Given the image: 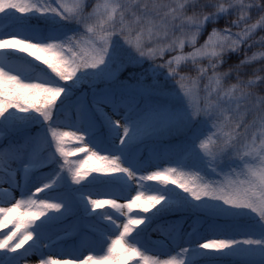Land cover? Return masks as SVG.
I'll return each mask as SVG.
<instances>
[{"label": "snow or ice", "instance_id": "6c2138e0", "mask_svg": "<svg viewBox=\"0 0 264 264\" xmlns=\"http://www.w3.org/2000/svg\"><path fill=\"white\" fill-rule=\"evenodd\" d=\"M31 257L264 264V0H0V264Z\"/></svg>", "mask_w": 264, "mask_h": 264}, {"label": "trees", "instance_id": "16d2710c", "mask_svg": "<svg viewBox=\"0 0 264 264\" xmlns=\"http://www.w3.org/2000/svg\"><path fill=\"white\" fill-rule=\"evenodd\" d=\"M221 27L223 26V24L221 23V25H220ZM251 53H249V55H250ZM18 55H20V54H18ZM243 54H241V56H242ZM27 58V57H26ZM27 59H31V58H27ZM236 62H238V61H236ZM33 63H38V62H36V61H33ZM231 63V62H230ZM40 67L41 68H45V66H43V65H40ZM227 67V66H226ZM257 67H259V65H257ZM45 71H48L46 68H45ZM244 71H246V72H251L252 71V69L251 68H246V69H244ZM50 74V73H49ZM66 130V129H65ZM75 146H78V144H76L75 142H72V141H67L66 142V144H65V148H66V150H71V148L72 147H75ZM74 151V150H73ZM84 155V153H78L76 156H73V157H68V159H69V162L70 163H76L77 162V159H79V158H81L82 156ZM84 159H86V157L84 158ZM93 163H95L94 161H89V164H93ZM169 165L168 164H166V163H162L161 165H160V168L162 169V168H164V167H168ZM153 171H155V170H158V169H152ZM144 174H148L147 172H145ZM155 187H159V185H155ZM171 187V186H170ZM133 195H135V192L134 191H132L131 193H129L128 194V198L127 199H124V201L126 202V201H128L129 199H131V197L133 196ZM99 199H107L108 197L107 196H105V195H100L99 197H98ZM101 210H103V211H108V212H111L112 210L111 209H108V208H103V209H101ZM136 213H135V210H134V212H133V215H135ZM142 215V214H141ZM116 218H120L121 219V217H119V216H116ZM117 233H114L113 235H112V237L113 236H115ZM111 237V236H110ZM109 237V238H110ZM150 239L151 240H157L158 238L157 237H155L154 235H152L151 237H150Z\"/></svg>", "mask_w": 264, "mask_h": 264}, {"label": "rangeland", "instance_id": "374dc122", "mask_svg": "<svg viewBox=\"0 0 264 264\" xmlns=\"http://www.w3.org/2000/svg\"><path fill=\"white\" fill-rule=\"evenodd\" d=\"M62 131L63 130H65V129H61ZM78 149V146H75V147H72L71 148V150H77ZM85 158V155H83L81 158H79V159H77V162H79L80 160H82V159H84ZM76 162V163H77ZM133 187H134V185H133ZM33 191H35V189H33ZM14 195L16 196V198H19V193H14ZM134 196V195H133ZM130 201V199L128 200V201H115L116 203H127V202H129ZM9 206H11V204L9 205ZM119 217H121V219L120 218H116L117 219V222H122L123 221V217L122 216H119ZM117 234L115 235V236H117L118 235V232H116ZM155 237H157L158 238V236L156 235V234H153ZM115 236H111L110 237V239L111 238H115ZM54 258V257H53ZM164 258H166V257H164ZM25 264H36V258L35 257H31V258H29L26 262H25Z\"/></svg>", "mask_w": 264, "mask_h": 264}]
</instances>
